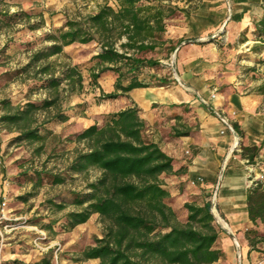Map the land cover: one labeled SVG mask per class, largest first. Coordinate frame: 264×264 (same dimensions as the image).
I'll return each mask as SVG.
<instances>
[{"label": "trees", "instance_id": "trees-1", "mask_svg": "<svg viewBox=\"0 0 264 264\" xmlns=\"http://www.w3.org/2000/svg\"><path fill=\"white\" fill-rule=\"evenodd\" d=\"M114 1L115 5L104 0L95 12L68 18L62 26L46 33L44 39L50 44L34 50L28 63L13 72L12 76L17 77L33 69L31 76L48 90L49 95L39 102L17 105L9 99L1 102L0 122L9 130H17L18 140L39 143L38 152L53 134L46 125L64 123L71 118L63 93L78 94L86 86L79 65L58 63L54 59L63 55L67 46L99 44L100 51L92 57L94 64L90 67L88 84L100 86L103 74L116 75L113 91H102L100 100L128 95L136 88L176 81L153 73L161 60L150 53L170 41L166 37L168 20L175 13L189 9L168 4L171 0ZM183 1H195L197 8L200 0ZM36 17L40 20L35 23L32 19ZM23 21L30 29H38L45 23L44 12H0V28ZM255 34L264 41V15L255 25ZM181 41L171 44L169 49L174 51ZM42 115L44 119L40 121ZM173 118L179 120L171 127L173 137L191 134L192 127L182 115L175 114ZM232 126L235 131H241L238 123L232 122ZM42 129L46 131L43 133ZM150 130L151 125L141 116L140 107L133 103L111 113L103 123L95 122L68 137V141L84 144L83 149L76 150L70 169L76 172L97 169L100 175L89 183V193H76L74 204L78 210L67 213V226L75 228L94 213L105 223L103 236L96 238L94 245L86 246L79 260L98 259L99 264H215L223 256L218 245L223 228L212 212L211 197L201 201L196 197L180 208L174 206L163 175L182 169L174 170V158L152 138ZM259 151L256 145L242 146V156L249 163L256 161ZM23 174L32 178L35 188L42 186L45 178L52 184L66 180L44 170L28 169ZM247 205L254 226L246 231V236L251 248H255L258 241L264 240V233L257 229L259 223L264 225L263 181H254L250 186ZM184 213L186 217L182 219L180 215ZM12 264H51V260L45 257L34 263L14 261Z\"/></svg>", "mask_w": 264, "mask_h": 264}, {"label": "rangeland", "instance_id": "rangeland-1", "mask_svg": "<svg viewBox=\"0 0 264 264\" xmlns=\"http://www.w3.org/2000/svg\"><path fill=\"white\" fill-rule=\"evenodd\" d=\"M207 1L205 0L204 10L206 12L203 15L206 16V21L214 26V18L209 14L210 5H207ZM103 3L104 0H0V12L42 10L45 19L44 25L38 29H30L25 21L12 27L0 28V115L3 113L1 102L4 99H9L14 105H17L27 101L39 102L49 95L48 90L41 87L38 79L31 76L34 73L33 69L31 72L20 74L17 77L16 75L15 77L12 76L13 72L28 63L34 50L50 44L44 39L46 33L62 26L68 18L95 12L98 6ZM195 3V1L186 3L183 0L168 2L170 5L184 8L188 4L189 10L194 9ZM110 4L115 5V1L110 0ZM195 14L192 12L185 13L186 24L175 29L174 33H178L179 36L184 33L183 36L194 38L205 35L206 33L201 31L203 26ZM237 15L226 27L229 34L238 30L239 25L233 22L239 21ZM180 17H182V12L175 13L168 20V27ZM39 20V17L32 19L35 23ZM188 28L191 30H187ZM168 30L166 37L170 41L163 48L157 49V52L150 53L161 60V65L152 71L160 76H168L176 80L174 71L178 72V52L174 56L175 50L171 51L169 46L178 41L169 37L171 32ZM224 32L225 27L222 28L221 34ZM99 51L100 46L96 42L74 43L65 48L63 55L54 58L58 63L69 62L79 65L84 73L86 86L78 94L68 96V94L63 93L64 104L68 106V113L71 118L64 123L51 122L46 125V129L52 131L53 134L42 151H37L40 146L39 143L18 140L19 132L9 130L0 122V208H4L6 215L10 217L2 225L0 232L2 264H12L14 261L34 263L45 257H49L51 264H99L98 259H79L81 251L86 246L94 245L96 238L103 236L105 223L101 216L94 213L87 222L79 224L75 228L67 226L66 217L68 212L78 210L74 204L76 193H89L91 190L88 185L98 178L100 171L97 169L86 172L71 170L70 163L76 154V150L83 149L84 144H78L67 139L73 133L95 122L103 123L111 113L119 111L129 104H135L129 94L115 99H99L102 91H113L116 79L113 72L103 74L100 78V86L88 84L90 67L94 64L92 57ZM257 57V62L253 59H250L251 62H249L247 59L245 70L251 75H249L250 79L262 83L264 86V45L258 51ZM253 68L257 69L256 72L252 70ZM174 85L179 86L180 83L177 80H170L169 84L163 85L164 88L162 89L168 91ZM150 87H154V90L161 89V86ZM153 96L154 94L152 96L146 95V98L154 100L155 97ZM201 101L205 103L204 100ZM162 105L165 104H161L157 99L147 110L143 106L139 107L141 116L157 117L155 122L147 120L151 125L150 134L153 139L159 141L163 148L169 150L170 142L174 140L171 127L174 123H179V120L173 118L175 112L168 114L169 118L166 116L167 114H164L163 119L160 120ZM168 105V109L171 111L182 109L183 114L180 115L187 121L191 118L192 114L188 113L189 116H186V112H189L187 109L179 108V105L183 104ZM171 117L172 119H170ZM43 119V115L40 116V121ZM191 121L195 126V122ZM46 129H42V132L44 133ZM28 169L44 170L62 175L66 177V180L63 183L52 184L45 178V183L35 188L32 178L23 174ZM253 180L264 182V174L255 176ZM62 204L65 205L64 208L59 207ZM180 217L185 219L186 214L184 213ZM257 229L260 233H264L262 223H259ZM252 249L260 251L259 258H264L263 239L258 241L255 248Z\"/></svg>", "mask_w": 264, "mask_h": 264}, {"label": "crops", "instance_id": "crops-1", "mask_svg": "<svg viewBox=\"0 0 264 264\" xmlns=\"http://www.w3.org/2000/svg\"><path fill=\"white\" fill-rule=\"evenodd\" d=\"M207 5L214 26L206 21L205 0H200L197 8L182 12L179 21L168 27L171 39L185 42L178 50L180 85L168 91L163 86L155 90L150 86L136 88L129 95L146 110L159 99L165 104L160 108V120L164 114L167 117L173 112L183 114L182 109L169 110L168 104H183L179 108L189 111L186 116L192 114L186 121L192 127L191 134L174 137L169 150L161 146L174 158V170L182 169L163 178L176 208L196 197L212 200L219 183L212 212L223 228L218 239L223 256L215 264H264V258H259L260 251L252 249L246 238V231L254 226L248 213V190L253 178L264 174V91L263 84L250 79L245 70L247 59L257 62L258 51L264 45L255 34V25L264 15V3L208 0ZM187 12L196 13L205 35L194 38L174 33L186 24ZM236 15L239 21L233 22L239 25L238 30L229 34L226 27ZM224 19L227 24L221 34ZM153 94L154 100L146 98ZM144 118L150 122L157 120L151 116ZM232 122L238 123L240 132L228 126ZM237 142L239 147L233 150ZM243 145L260 147L253 164L242 156Z\"/></svg>", "mask_w": 264, "mask_h": 264}, {"label": "water", "instance_id": "water-1", "mask_svg": "<svg viewBox=\"0 0 264 264\" xmlns=\"http://www.w3.org/2000/svg\"><path fill=\"white\" fill-rule=\"evenodd\" d=\"M226 24H227V21L224 22L222 28H224V27L226 26ZM184 43H185V42H181L180 44L177 45V47L175 48V55H174V56H176L178 50L180 49V47H181ZM174 76H175L176 80H177L179 83H181V80H180L179 74H178V72H177L176 70L174 71ZM228 126H229L232 130H234V128L231 126V124H228ZM237 147H238V142L234 144V146H233V150L236 149ZM219 186H220L219 183H217L216 188H215V191H214L213 199H212L213 202H214V201L216 200V198H217L218 191H219ZM214 215H215V214H214ZM215 217H216V220L219 221V218H218L217 216H215Z\"/></svg>", "mask_w": 264, "mask_h": 264}, {"label": "built area", "instance_id": "built-area-1", "mask_svg": "<svg viewBox=\"0 0 264 264\" xmlns=\"http://www.w3.org/2000/svg\"><path fill=\"white\" fill-rule=\"evenodd\" d=\"M9 219H10V217H9V215H6L5 209L4 208H0V232H1L2 225H4L5 221H7ZM25 221H26V219H25ZM6 225H8V224H6ZM1 253H2V247H0V264H2Z\"/></svg>", "mask_w": 264, "mask_h": 264}]
</instances>
